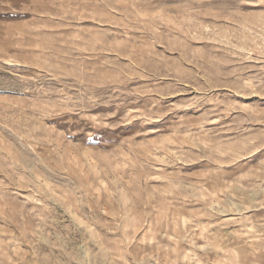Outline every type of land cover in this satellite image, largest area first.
Segmentation results:
<instances>
[{"label": "rangeland", "instance_id": "1", "mask_svg": "<svg viewBox=\"0 0 264 264\" xmlns=\"http://www.w3.org/2000/svg\"><path fill=\"white\" fill-rule=\"evenodd\" d=\"M0 264H264V0H0Z\"/></svg>", "mask_w": 264, "mask_h": 264}]
</instances>
